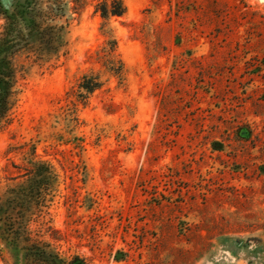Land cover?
Wrapping results in <instances>:
<instances>
[{"label":"rangeland","instance_id":"rangeland-1","mask_svg":"<svg viewBox=\"0 0 264 264\" xmlns=\"http://www.w3.org/2000/svg\"><path fill=\"white\" fill-rule=\"evenodd\" d=\"M101 1L59 51L40 16L56 0H0V33L16 22L0 90L13 73L18 91L0 125V264H264V0H122L105 23L125 81L104 75L82 105Z\"/></svg>","mask_w":264,"mask_h":264},{"label":"trees","instance_id":"trees-1","mask_svg":"<svg viewBox=\"0 0 264 264\" xmlns=\"http://www.w3.org/2000/svg\"><path fill=\"white\" fill-rule=\"evenodd\" d=\"M56 6L54 10L51 7L41 9L40 16L42 21L46 24L50 21L57 20L54 27L47 25L49 30L55 31L56 43L59 51L65 50L67 41L65 39L64 31L69 27L71 21L74 20V15H79L82 9L85 7V0H56ZM95 12H98L102 20L104 21L102 28L103 34L106 36V40L99 50L94 52L95 63L99 66L97 71L90 69L87 73L83 74L77 85V90L72 91V95L75 97L76 103L82 105L86 104V101L90 95L99 91L108 79L103 80L104 75H108L110 78L116 79L118 84L121 85L125 81L126 69L121 61L117 52V43L115 38L111 35V30L106 28V21L110 17H123L126 14V7L122 0H103L95 7ZM64 20L61 23V20ZM7 24L3 27L0 33V45L10 44V39L14 36V30L16 26L15 18L13 16L6 15ZM93 57V56H92ZM41 60V58L36 57ZM5 88L0 90V125L5 124L8 121V115L10 110L15 105V97L17 91V80L12 73L8 81L5 82ZM180 98H178L179 100ZM76 105V104H73ZM169 102L166 97H161L160 100V121L166 116L168 112ZM74 113V112H73ZM163 118V119H162ZM77 122L76 117L72 119ZM76 148H82L80 139H76ZM42 166L50 169V166L46 163H42ZM47 172V171H46ZM67 264H87L79 256H74Z\"/></svg>","mask_w":264,"mask_h":264}]
</instances>
